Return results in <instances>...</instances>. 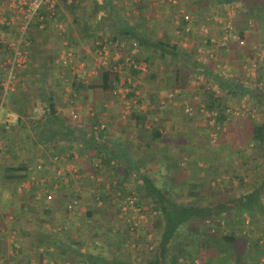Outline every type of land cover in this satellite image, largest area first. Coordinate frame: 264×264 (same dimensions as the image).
I'll use <instances>...</instances> for the list:
<instances>
[{
	"label": "crops",
	"instance_id": "crops-1",
	"mask_svg": "<svg viewBox=\"0 0 264 264\" xmlns=\"http://www.w3.org/2000/svg\"><path fill=\"white\" fill-rule=\"evenodd\" d=\"M9 1L0 0V8ZM40 11L43 28L33 22L25 36L28 65L0 109V124L7 109L25 113L11 130L0 129V264H111L125 253L137 256L138 239L152 250L163 224L145 181L172 186L178 205L207 206L234 194L235 176L261 175L263 153H250L247 141L264 123V0H60ZM19 17L4 28L5 41L16 36ZM112 40L146 63L145 72L127 69L128 93L114 91L121 72L96 52L112 54ZM155 43L181 52L163 56ZM63 52L90 70L88 82ZM7 54L0 44V82ZM103 68L117 75L113 91L79 88L99 84ZM49 104L55 117L37 136L26 122L45 123ZM74 105L83 118L71 120ZM97 121L105 128L95 134ZM22 165L25 178H13L11 168ZM30 176L35 180L24 183ZM128 197L133 204L123 210ZM137 211L142 229L133 238ZM233 221L223 215L190 223L225 234L237 228ZM252 237L260 259L264 238Z\"/></svg>",
	"mask_w": 264,
	"mask_h": 264
},
{
	"label": "trees",
	"instance_id": "trees-1",
	"mask_svg": "<svg viewBox=\"0 0 264 264\" xmlns=\"http://www.w3.org/2000/svg\"><path fill=\"white\" fill-rule=\"evenodd\" d=\"M152 46L154 49L160 50L163 56L167 53L173 55L181 52L175 46L168 44L155 43ZM99 72L101 75L99 84H81L78 85L79 88H100L104 92L113 91L117 85V75L107 68L100 69ZM18 113L25 114L23 111ZM45 116L47 118L45 123L40 119L26 122V124L32 125L31 131L37 136L42 124L47 126L48 120L55 117L49 114L47 106H45ZM20 125L23 127L24 124ZM247 142L250 153L255 155L263 153L261 158L264 165V123L252 128ZM11 170L17 172L12 175L13 178H25V175L21 173L25 170L23 165L11 168ZM260 176L259 184L252 187L250 191L238 195L232 194L224 200L219 199L216 204L207 206L184 203L178 205L171 200V197L176 195L172 186L158 188L148 180L145 181V185L149 184L144 187L146 195L157 197L152 207L158 208L163 217V224L159 239L150 250L151 255L148 260L143 264H192L194 258H197V264H256L261 254L260 247L256 240L240 232L245 228V216H248L253 228H259L262 225L264 227V202L261 200L264 192V168ZM223 215L229 220L234 219L233 223L237 226L235 230L225 234L211 233L209 230H205L202 225L199 226V230H196L195 225L190 223L191 219L195 218L203 220L210 219L212 216L223 217ZM236 231L239 234L236 235ZM220 257L221 259H218ZM111 264L129 263L112 261Z\"/></svg>",
	"mask_w": 264,
	"mask_h": 264
},
{
	"label": "built area",
	"instance_id": "built-area-1",
	"mask_svg": "<svg viewBox=\"0 0 264 264\" xmlns=\"http://www.w3.org/2000/svg\"><path fill=\"white\" fill-rule=\"evenodd\" d=\"M60 0H10L8 2V5L6 6V11H11L10 12H5L3 8H0V44L3 45L5 44L8 50V56L6 58V71H5V76L0 82L1 86V98H0V109L2 107L3 101L6 98L7 94L10 91H13L18 83H20V77H19V72L24 70L27 65H28V55H27V50L25 49L26 45V32L28 30V27L33 23L36 22L39 25V28H43L44 25V16L40 13V10L43 8H46L48 10H53L55 5L59 2ZM66 3L71 4L73 3L74 0H64ZM20 16V17H19ZM20 19V23L18 26V31L16 36L11 39L10 41H5V32L4 28L8 27L10 25L15 24V20L17 18ZM184 19H188V16L185 15ZM231 38L236 39L237 41L241 42L236 35H231ZM111 46H113L112 49V54L105 49H97V55L102 62L111 64V67L114 68L115 72H121V77L118 78V86L114 90L115 92L117 91L119 94H124L128 93L131 91L132 85V80L127 74V69L131 68H136L140 72H145L146 71V63L143 61H135L131 57V51L123 53L122 52V45L119 43L117 40H112L109 42ZM132 49L135 48L136 42H132ZM66 53H62L61 55L64 56ZM68 56L69 64L72 65V67H78L81 72V81L85 82L88 77L90 76V70L84 67L82 63H76L75 65L72 64L74 63L71 54H66ZM260 57L264 59V49L260 51ZM122 59V61L120 60ZM125 68L123 69V67ZM80 81V82H81ZM79 107L73 106L70 110V117L72 119L78 118L79 115ZM186 111H190V108H186ZM32 114H36L37 116H40L42 114V110H39V108H34L32 110ZM20 120V115L12 110H5L4 115H3V120L0 124V129L2 131H9L11 130L15 125L19 123ZM105 128V123L102 121H97L96 124L93 125L92 131L97 134L100 130H103ZM55 160L57 159H62V157L55 156ZM67 158L62 159L63 162H66ZM37 169H41V164L36 165ZM74 176L76 178H80L81 176L76 170L73 172ZM56 176L60 179L63 178L62 172L60 169H57ZM35 180L34 176H30L28 179L24 181V183L31 182ZM127 205L123 207V210H126L130 204H133V197H128L127 198ZM76 204V201L73 200L67 205V210L69 213H71L74 209V206ZM136 210V209H135ZM140 217L139 212L135 214V218L130 224V230H134L137 225H138V218ZM244 226L245 228H250L251 224L248 219V217L245 216L244 218ZM258 264H264V257H261L258 260Z\"/></svg>",
	"mask_w": 264,
	"mask_h": 264
},
{
	"label": "rangeland",
	"instance_id": "rangeland-1",
	"mask_svg": "<svg viewBox=\"0 0 264 264\" xmlns=\"http://www.w3.org/2000/svg\"><path fill=\"white\" fill-rule=\"evenodd\" d=\"M8 55V54H7ZM72 64H76V62L74 61V63H72ZM71 65V64H70ZM73 68H75V67H73ZM67 81L68 82H70V79H67ZM66 81V82H67ZM87 82H88V79L86 80ZM85 81V82H86ZM64 82V81H63ZM67 82V83H68ZM79 109V115H78V118H76L77 120H79V119H81V118H83L82 117V111L80 110V108H78ZM45 112V111H44ZM2 114H3V111H1L0 112V118H1V116H2ZM71 118V117H70ZM76 119H72L71 118V120H76ZM40 130V129H39ZM43 130H41L39 133H38V136L39 135H41L42 137H44V134H43ZM33 133V132H32ZM58 142H56V143H54L53 144V146H51V147H54L55 146V144H57ZM257 170H259L260 169V167L259 166H256L255 167ZM263 168H264V166H263ZM252 175V174H251ZM244 177H245V179L246 180H244V179H239L238 177H236L235 176V187H233V189H235V191H234V194H236V195H238V194H240V193H243V192H246V188L247 187H254V186H257L258 184H259V182H260V180H261V176H260V174H253V176H251L250 177V180H251V182H250V180L248 181L247 179V176L246 175H244ZM253 179V180H252ZM254 183H255V185H254ZM252 189V188H251ZM250 189V190H251ZM248 191V190H247ZM233 194V193H232ZM175 196V195H174ZM178 199H180V198H178ZM261 200H262V202H264V192L262 193V196H261ZM248 217V216H247ZM138 223V225H137V227H138V229H137V227L134 229V230H132L131 232H133L131 235H132V237L134 238L135 236H136V234L139 232V230H141L142 229V227H141V223L139 224V222H137ZM137 230V231H136ZM243 233V232H242ZM256 233H261L262 234V239L264 238V227H263V225L262 226H260L259 228H257V227H255V228H253V226L251 225V227L250 228H244V234H246L247 236H254V234H256ZM253 238V237H252ZM152 242H154V241H152ZM138 243V244H137ZM136 243V247H140L139 248V250H138V254H137V256H135V254L134 255H132V256H130V257H128L127 256V254L125 253L124 254V252L122 251V253L124 254L123 255V257L121 258V260H114V261H119V262H121V263H129V264H143V263H145L147 260H148V258H149V256L151 255V253H150V249H149V247H148V250H147V248H146V246H144V243L142 242V240L141 239H138V242ZM139 243H141L142 245H139ZM146 248V249H145ZM115 250H116V248H114ZM188 264V263H187Z\"/></svg>",
	"mask_w": 264,
	"mask_h": 264
},
{
	"label": "water",
	"instance_id": "water-1",
	"mask_svg": "<svg viewBox=\"0 0 264 264\" xmlns=\"http://www.w3.org/2000/svg\"><path fill=\"white\" fill-rule=\"evenodd\" d=\"M49 113H53V106L51 104H49Z\"/></svg>",
	"mask_w": 264,
	"mask_h": 264
}]
</instances>
